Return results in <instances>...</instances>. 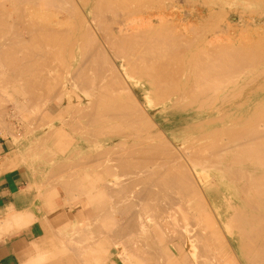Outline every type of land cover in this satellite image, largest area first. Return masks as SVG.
<instances>
[{"label":"bare ground","instance_id":"6f19581e","mask_svg":"<svg viewBox=\"0 0 264 264\" xmlns=\"http://www.w3.org/2000/svg\"><path fill=\"white\" fill-rule=\"evenodd\" d=\"M160 1L166 0H0V87L25 91L24 104L32 115L25 123L30 130L24 129L43 138L34 139L33 151L23 150L36 156L30 160L36 174H51L44 180L51 185L42 180L51 190L44 200L49 203L59 189H67L65 200L73 195L77 200L70 202L71 213L83 216L81 221L66 216L67 225H55L52 231L82 264L92 263L88 259L94 255L95 264H174L173 253L160 242L169 232L181 242L170 236L169 245L178 253L184 246L195 264H207L213 256H207L209 246L220 248V261L231 252L222 230L246 264H264V26L253 30L250 39L239 33L244 38L233 40L239 32L233 24H241L243 15L229 24L236 20L230 18L232 7L229 16L228 9L220 8L229 22L227 39L217 35L210 40L199 32L208 29L215 7L231 4L205 0L204 9L192 7L183 18L195 26L209 19L201 31L192 24L191 34L195 28L198 34L189 37L186 26L180 29L182 15H173L169 7L173 3L166 1L170 10H164ZM244 1L254 12L250 2L261 0ZM256 5L260 17L264 5L259 10ZM246 7L236 9L249 11ZM141 8L148 13L141 15ZM244 21L248 28L254 26V21ZM73 89L81 95L78 100L62 98ZM53 101L62 106L55 117L57 108L46 113ZM4 113L0 131L13 134ZM173 123L178 125L170 132L171 141L179 139L177 150L166 131ZM65 128V150L57 143L46 145ZM65 168L74 172L69 169L71 174L60 177ZM210 208L222 219L221 231ZM11 213L5 215L8 223L2 222L6 228L33 219L32 213ZM91 245L97 246L93 255Z\"/></svg>","mask_w":264,"mask_h":264},{"label":"crops","instance_id":"0c3cea01","mask_svg":"<svg viewBox=\"0 0 264 264\" xmlns=\"http://www.w3.org/2000/svg\"><path fill=\"white\" fill-rule=\"evenodd\" d=\"M16 138L0 133V264H81L79 258L68 252L52 231L55 223H64V217L71 215L74 220L80 221V215L63 207L61 198L64 195L60 189L55 199L59 202L58 206H54L51 200L46 202L45 195H49L46 194L49 191L38 189V184L33 185L34 173L28 167L31 157L26 155L29 154L27 150H23L33 142L32 136ZM45 203L46 206L51 205L48 206L50 208H45ZM40 204L44 208H40ZM11 211L27 214L26 217L32 213V218L37 220L32 219L26 226L6 228L2 222L8 223L5 215L10 218ZM59 212L64 216H57Z\"/></svg>","mask_w":264,"mask_h":264},{"label":"rangeland","instance_id":"374dc122","mask_svg":"<svg viewBox=\"0 0 264 264\" xmlns=\"http://www.w3.org/2000/svg\"><path fill=\"white\" fill-rule=\"evenodd\" d=\"M163 1H165V0H163ZM167 2H168V5L169 4H172L173 3V5L171 6H169L170 7V9L172 10V13H173V15L175 14V15H182V17H180L181 18V20L184 18H186V17H189V14H186L187 12L189 13V11L188 10H191L192 9V7L193 8H199V9H204L206 6L203 4L204 3V1L205 0H195V1H191V0H175V1H173V0H166ZM166 1L165 2H162V5H161V1H160V6H159V3H157L156 4V6L158 7H160L161 8V6H162V8L161 9H163L164 8V10H165V8L167 9L168 8V10H170L169 9V7H168V5H167V3H166ZM201 1H203V3L201 2ZM209 1V0H208ZM228 1V0H227ZM231 1L232 0H230L229 1V3L231 4V6H228L227 5V7L226 6H223V7H215L214 9H215V14L214 15H212L209 19H210V21H209V19L208 20H204V22L202 23L203 24V26L206 24V23H208L207 21H209V23H208V29L206 28H203V30L201 29L202 28V24L201 25H194V24H196V22H191L189 19H186V20H184V21H186V22H188V23H186V22H184V21H180L181 23H179V25L181 26V24H182V26L180 27V29H182L184 26H186V29L185 30H187L188 29V31H186V32H190L191 30H192V28H194L193 26H192V24L195 26V27H197V28H199V31H201V32H199L200 34H204V37H207L208 35L210 36L208 39H212V38H215V39H218V36H219V40L220 39H227V37H225L224 38V36H227L226 35V29H225V27L227 26V24L229 23L228 21H227V17H225V15L226 16H229V13H230V11H231V13H230V18H233V19H236V20H233V21H230V22H232V23H229V24H233V22L235 23V22H238V20H237V18H242V16L241 15H243V18H242V23L241 24H239V22L238 23H235V24H233V25H236L237 24V26H239L238 27V31L239 32H236L234 35H232V36H234V37H236V38H231V39H235V40H238V41H241L239 38H241V36L243 37V35H241V34H239V33H242V34H246V36L244 35V37H248V39H250L251 38V36L253 35V33H255L256 31H258L259 30V28L260 27H262V26H264V16H262V14L264 15V6H262L263 8H261V5H264V4H262V2L264 3V1L263 0H261L260 2H257L256 1V9L257 10H259L258 8H261L260 9V17H256L255 15L256 14H258L259 13V11L256 13L255 12V5H252V4H254V2L252 3V1L250 2V1H247V0H245V1H247L248 3L250 2V7H251V9L253 8L254 9V12H255V14H253L252 15V13H254L252 10H250L248 7V5H246V4H244L243 3V1L242 0H234V1H236L235 3L232 1V3H233V5L234 4H236V6H237V4H239V2H240V5H241V3L243 4V7H241V8H244V6L246 7V6H248V7H246V8H248V10L249 11H246L247 9H243L242 10V12H240L241 11V8H240V5H238L236 8H238V9H240V11H238V9H236V8H233V6H232V3H231ZM244 1V2H245ZM172 2V3H171ZM207 2V1H206ZM205 2V3H206ZM225 2H226V0H225ZM238 2V3H237ZM165 5H167V6H165ZM193 3V4H192ZM228 3V4H229ZM246 3V2H245ZM247 3V4H248ZM252 3V4H251ZM203 4V5H202ZM229 4V5H230ZM164 5V6H163ZM155 6V5H154ZM154 6H149V7H152V8H150V9H153V11H154V9H155V11L158 9V10H160V8H153ZM259 6V7H258ZM27 6H24L23 8L25 9ZM149 7H145V9H149ZM171 7H173V8H175V10H178L179 11V13L177 14V11H175V10H173V8H171ZM226 7V8H225ZM228 7H230V9H231V7H232V9H234V10H230ZM234 7H235V5H234ZM144 8V7H143ZM143 8H141V15H146L148 12H153L152 10H148V12L147 11H143L144 9ZM220 8H222V9H228V12L227 11H225V12H223V13H225V15H223V13H221L220 12ZM27 9H28V7H27ZM27 9H25V10H27ZM143 9V10H142ZM218 9V10H217ZM222 9H221V11H222ZM230 10V11H229ZM237 11L236 12V14H233V11ZM154 11V12H155ZM173 11H175V12H173ZM246 11V12H245ZM251 11V12H250ZM171 12V11H170ZM238 12H240V14L238 13ZM181 13V14H180ZM217 13H219L218 15H220V13L222 14L221 16H219V17H217V19H215L216 20V22H215V20L213 19V18H215L216 16H217ZM228 13V14H227ZM235 13V12H234ZM238 13V14H237ZM242 13V14H241ZM244 13V14H243ZM246 13V14H245ZM250 14V15H249ZM177 16H174L173 18H177ZM215 16V17H214ZM239 16V17H238ZM221 17V18H220ZM224 17V18H223ZM248 17V18H247ZM179 18V19H180ZM245 18V19H244ZM220 19H222V20H220ZM225 19H226V21H225ZM211 20H213L212 21V23H211ZM219 20V21H218ZM244 20H246V21H254V23L256 24H252V25H254V26H251L250 25V27L248 28V24L244 21ZM259 20V21H258ZM177 21H179V20H177L176 19V22ZM191 23H190V22ZM221 21V22H220ZM199 21H197V24H199L198 23ZM225 22H226V24H225ZM205 23V24H204ZM219 24V25H218ZM239 24V25H238ZM246 24V25H245ZM184 25V26H183ZM210 25H211V27H210ZM221 25V26H220ZM190 26V27H189ZM207 26V25H206ZM214 26V27H213ZM257 26V27H256ZM260 26V27H259ZM187 27H189V28H191V29H189V28H187ZM218 27V28H217ZM197 28H195V30H194V33H192L191 34V32H193V31H191L190 33H188L187 35H189V37H192V36H194V34H195V36L198 34V32H197V34L195 33L196 32V29ZM209 28H211V30H212V28H213V30L211 31V30H209ZM224 28V29H223ZM240 28V29H239ZM254 28V29H253ZM256 28H258V29H256ZM178 29H179V27H178ZM179 29V30H180ZM201 29V30H200ZM237 30V29H236ZM235 30V31H236ZM252 31V34H251V31ZM255 32H254V31ZM208 31V32H207ZM185 32V31H184ZM250 32V33H249ZM248 33V34H247ZM191 34V35H190ZM207 34V36H205ZM224 34V35H223ZM236 34H237V36H236ZM250 34V38H249V35ZM213 35H214V37H213ZM218 35V36H217ZM222 35H223V38H220V37H222ZM255 35V34H254ZM238 36H239V38H238ZM243 37V38H244ZM248 39H245V40H248ZM245 40H243V41H245ZM3 70V69H2ZM0 72H1V74L3 73L4 74V72H2L1 71V69H0ZM1 78L3 77L2 75L0 76ZM0 78V79H1ZM5 78H3L2 80H4ZM1 81V80H0ZM0 83H2V82H0ZM1 86V85H0ZM1 88H3V87H0V90H2V91H0V98L2 97L3 98V103L2 102H0V103H2V105L0 104V110H2L1 112H5L4 113V121H5V123H7V125L8 126H10V128L14 131H12L13 132V134H11V133H9V136H12V137H17L16 139H18L19 138V136L20 137H25V136H31L30 134V132H29V130H30V128H28V124H25V123H29V118L31 117V115H32V111H30V109H29V105H26V104H24V102H25V99H26V96H27V94L25 93V91H21V89H13L12 87L10 88V89H5V90H3V89H1ZM7 90V91H6ZM62 98L63 99H69V98H71V99H73V100H78V98L81 96L80 95V93H78V91H76V90H74L73 89V91H70V90H68L66 93L64 92L62 95ZM75 98H77V99H75ZM71 99H69V100H71ZM58 100V99H57ZM0 101H1V99H0ZM3 105L5 106V108H2L1 109V106L3 107ZM56 105H58V101H53L52 102V104L47 108V111H46V113H48L49 114V112H51V113H53V111L55 110V108H57V110H56V112H55V114H54V117L56 116V115H60L61 114V112H62V106H61V104H59L58 105V107L56 106ZM33 106V105H32ZM35 106V105H34ZM31 108V107H30ZM34 108V107H33ZM33 108H31V110L33 109ZM12 109V110H11ZM54 109V110H53ZM5 110V111H4ZM0 112V113H1ZM7 113V114H6ZM16 113V114H15ZM7 115V116H6ZM53 119V118H52ZM26 120V121H25ZM28 121V122H27ZM9 123V124H8ZM177 124H172L169 128H167L166 129V131H168V140L170 141V143H171V145H173V149L175 148V147H178L179 146V139H174L173 141H171V139H172V135L170 134V132H172L173 130H175L176 129V127L178 126H176ZM24 126H27V128L29 129V130H27L26 131V129H24ZM23 127V128H22ZM9 128V129H10ZM173 128V129H172ZM178 128V127H177ZM171 129H172V131H171ZM170 130V131H169ZM61 131V132H60ZM60 131L58 132V134H56V135H53L52 136V139L50 138H48L45 142H46V145L47 146H49L50 148H51V146L53 145V143H57V145L58 146H65V147H63L64 149L63 150H65L66 149V146H68V142L67 143H65L66 142V140H65V137H66V135H65V131H66V128L65 129H60ZM5 132V131H4ZM2 132V131H0V133L3 135V136H7L8 134H7V132ZM25 132V133H24ZM39 133H40V131H38ZM26 133H28V134H26ZM60 133V134H59ZM4 134H6V135H4ZM26 134V135H25ZM15 135V136H14ZM19 135V136H18ZM60 136H62V137H60ZM38 137V139L39 138H41V140L43 139L40 135H38L37 136ZM36 136H32V140H33V142L32 143H30V146L29 147H32L31 149H29L30 151H33V149H36V144H35V141H36V138H37ZM59 137L61 138L60 140H59ZM34 139H35V141H34ZM66 139H68V138H66ZM49 140V141H48ZM65 140V141H64ZM176 140V141H175ZM168 141V142H169ZM64 143V144H63ZM35 145V148L33 147L34 145ZM66 144V145H65ZM178 144V145H177ZM170 145V146H171ZM58 149H60V147L58 148ZM25 150H27V149H25ZM29 150H28V153H32V152H29ZM175 150H177L176 148H175ZM42 151V153L44 152L43 150H41ZM27 152V151H26ZM38 153H40V150H38L37 151ZM37 152H33V154H31V156H33V155H35V153H37ZM177 152V151H176ZM178 153V152H177ZM41 154V153H40ZM30 157V156H29ZM36 158V156L33 158V159H35ZM33 159L31 158V161H33ZM41 160V158L39 157L38 158V160ZM42 160H43V158H42ZM60 160H61V162L62 161H64L65 160V157H61L60 158ZM78 163H80V162H78ZM77 163V164H78ZM96 163V162H95ZM30 164L32 165V163L30 162V163H28V167L30 166ZM97 164V163H96ZM80 165H81V163L80 164H78L77 166H79L80 167ZM76 166V167H77ZM71 167H73V166H71ZM74 168L73 170L76 172V171H78V168L79 167H77V168ZM30 168H31V170L30 171H32L33 173H34V176H33V185H36V184H38V189H43L42 187H44V189L46 188V187H48V189H49V185H51V184H49L48 182H46V183H48L49 185L48 186H45V181H46V179L49 177V175H51L49 172H47V173H49L47 176L45 175V173H46V171H45V173H44V178L42 177V176H39V174L40 173H37L36 174V172L33 170V169H35V167L33 168L32 166H30ZM83 168V167H82ZM47 169V171H48V169L51 171V168L49 167V166H47L46 168H45V170ZM69 169H71V168H69ZM69 169H67V168H65L64 170H60V173H59V176L60 177H62V176H65V177H67V174H71V172L70 173H68L69 172ZM72 170V169H71ZM70 170V171H71ZM72 170V171H73ZM73 171V172H74ZM93 173V175L95 174V172L94 171H92ZM81 174V173H80ZM77 174H74V176H76ZM82 175V177L85 175V174H81ZM91 175V174H90ZM47 178H46V177ZM56 177H57V175H55ZM58 176V177H59ZM96 176H98V175H96ZM42 177V178H41ZM59 177V178H60ZM46 178V179H45ZM44 182H43V181ZM48 180V179H47ZM41 181V182H40ZM45 183L44 185H43V183ZM40 185H43V186H41L40 187ZM47 185V184H46ZM67 185H70L71 186V184L69 183V184H67ZM77 185V184H76ZM72 186H75V184H72ZM40 187V188H39ZM48 189H46L47 191H48ZM75 189H77V187H75ZM60 190H62V189H60ZM66 191H65V193L67 192V189H65ZM50 192H51V190H49ZM63 191V190H62ZM68 191H70V193H71V195H72V192H74V190L72 191V190H68ZM78 190H76V192H77ZM134 192H136L137 190H133ZM64 193V192H63ZM65 193L63 194L64 195V202H62V205H63V207H64V204L66 205V206H68V204L69 205H71V203L70 202H72V204H73V202L75 201H77V200H74L73 201V198H74V196L75 195H73V198H70V199H68V201L67 200H65V199H67L69 196L67 195V193H66V195L68 196V197H66V195H65ZM73 194H75V193H73ZM53 195V194H52ZM52 195H50L51 197H52ZM57 196H59V194L57 193V195L55 194V196L53 197V199H52V201H55V199H56V197ZM76 196L78 197V195L76 194ZM76 198V197H75ZM78 198H80V197H78ZM78 198H76V199H78ZM66 202L68 203V204H66ZM74 202V203H75ZM56 204H59V202H55ZM64 203V204H63ZM61 205V204H60ZM58 206V205H57ZM72 208V205L71 206H68V208ZM227 207V206H226ZM57 208V207H56ZM55 208V209H56ZM71 208L69 209V210H71ZM209 211H211V213L210 212H208L209 214H210V218L213 216L215 219H213V218H211V220L213 219V221H215V223H217L216 225H219V227H220V231L223 229V227H222V219L220 218V219H218V215L216 214V212L212 209V208H210L209 209ZM158 214V213H157ZM156 213H155V215H157ZM209 214H208V216H209ZM59 214L57 213V216H58ZM158 216H159V214H158ZM63 217V216H62ZM157 217V216H156ZM94 218V217H93ZM159 217H157L156 219H158ZM66 219V217H64V220ZM80 221L83 219V216L81 215V216H79V218H78ZM221 222H220V221ZM157 221V220H156ZM160 221V218H159V220H158V222ZM217 221V222H216ZM94 222V221H93ZM161 222V221H160ZM159 222V223H160ZM111 223V225H112V221L110 222ZM158 224V223H157ZM55 225H57L58 226V224H54V226ZM61 225H67V221L65 220V222L63 223V224H61ZM60 225V226H61ZM159 225V224H158ZM111 227V226H110ZM65 228V227H64ZM112 228V227H111ZM114 228H112V229H110L111 231L113 230ZM110 231V232H111ZM114 231V230H113ZM172 231V230H171ZM221 234H222V236L225 238V241H226V244L227 245H229V247H230V249H229V247H228V249H229V252H230V250H231V252H230V254L231 253H233V254H231V256H230V254H228V256H227V258H226V256H225V254H224V257L222 258V257H220V261H219V255H217V254H219L218 253V250L220 249V248H218L217 247V249H216V247H215V249L213 250V248L212 247H210L209 246V250L207 251L208 252V254H207V256L209 257V256H211V255H213L212 257H214V255H215V257L218 259V263L220 262V263H224V264H232V263H230V262H228V261H231V259H232V257L233 256H235V258L233 257V259H232V261L231 262H233L234 264H236V260H237V264H243V263H245V261H244V259H242V258H240L239 256H237L236 255V251H235V244L234 243H232L231 242V237L230 236H227L226 235V233L222 230L221 232H220ZM169 234H170V236H172V235H175V233L173 232V234H172V232L170 233L169 232ZM169 234H167V236L169 235ZM209 235L208 236H210V233H208ZM212 235V234H211ZM166 236V237H167ZM170 236L168 237V238H170ZM211 237V236H210ZM168 238L166 239L165 238V240L163 239V240H161V238H160V242L162 243V241H164L165 242V244L164 243H160L161 244V246L163 245H165L166 247H169V249H170V251L173 253V256H172V261H175L174 262V264H195L194 262H193V259H191V257H190V255H189V252H188V250H186L185 248H184V246H183V248H182V253H178L177 252V250L173 247L172 248V246H171V244L169 245V242H168ZM175 238V237H174ZM173 238V236H172V239H169V240H171V241H175V243L177 244V243H181L179 240H175V239H178V238H175L174 239ZM214 239V237H211L210 239L208 238V240H210L209 242H210V245H213L211 242V239ZM215 239H216V237H215ZM94 241L96 240V238L95 239H93ZM93 241V242H94ZM214 242H217V241H215V240H213ZM167 242V243H166ZM208 242V243H209ZM215 244V243H214ZM92 246V245H91ZM89 247L90 248V251L92 250V252H91V254L94 252V247H96V249H97V246H92V247ZM215 245H213V247H214ZM108 245H106L104 248L106 249H108ZM89 248H88V252H90L89 251ZM92 248V249H91ZM185 250V251H184ZM213 250V251H212ZM216 250V251H215ZM209 251H211V252H209ZM215 251V252H214ZM235 251V252H234ZM186 252V253H185ZM204 252V251H203ZM203 252L201 253V255L203 254ZM228 252V253H229ZM225 253H226V250H225ZM91 254H89V253H87V255H90L91 256ZM204 254H205V252H204ZM203 254V255H204ZM93 255V254H92ZM202 255V256H203ZM227 255V254H226ZM233 255V256H232ZM90 256H88V258H90ZM218 256V257H217ZM220 256H223L222 254H220ZM93 257H95V255L93 256ZM92 257V258H93ZM176 259H175V258ZM204 257V256H203ZM212 257H209V258H206V260H208V262H207V264H216L215 262H217V261H213V258ZM229 257H231V259L229 258ZM92 258H91V260L90 259H88L90 262L92 261V263H90V264H93L94 263V261L95 260H92ZM212 258V259H211ZM222 258V259H221ZM228 259V260H225V259ZM94 259V258H93ZM215 259V258H214ZM223 259L225 260V261H227V262H222L223 261ZM236 259V260H235ZM242 259V260H241ZM211 260H212V262H211ZM216 260V259H215ZM234 260V261H233ZM84 263V262H83ZM205 263H206V261H205ZM81 264H82V261H81ZM87 264H89V263H87ZM95 264V263H94ZM246 264V263H245Z\"/></svg>","mask_w":264,"mask_h":264}]
</instances>
